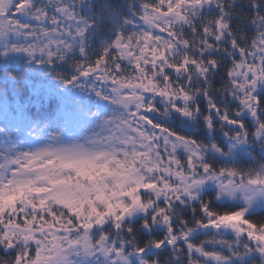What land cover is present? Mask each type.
<instances>
[{
    "label": "snow or ice",
    "instance_id": "1",
    "mask_svg": "<svg viewBox=\"0 0 264 264\" xmlns=\"http://www.w3.org/2000/svg\"><path fill=\"white\" fill-rule=\"evenodd\" d=\"M0 264H264V0H0Z\"/></svg>",
    "mask_w": 264,
    "mask_h": 264
}]
</instances>
